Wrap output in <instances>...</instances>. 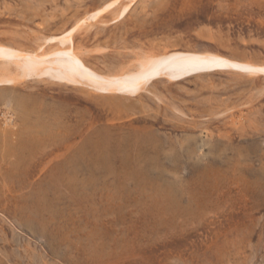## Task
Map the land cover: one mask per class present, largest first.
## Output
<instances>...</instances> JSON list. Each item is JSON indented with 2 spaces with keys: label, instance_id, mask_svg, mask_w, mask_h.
<instances>
[{
  "label": "rangeland",
  "instance_id": "1",
  "mask_svg": "<svg viewBox=\"0 0 264 264\" xmlns=\"http://www.w3.org/2000/svg\"><path fill=\"white\" fill-rule=\"evenodd\" d=\"M114 1L0 0V44L73 42L104 75L152 55L264 67V0H134L124 15L119 0L97 14ZM4 62L0 264H264V74L111 89Z\"/></svg>",
  "mask_w": 264,
  "mask_h": 264
},
{
  "label": "bare ground",
  "instance_id": "2",
  "mask_svg": "<svg viewBox=\"0 0 264 264\" xmlns=\"http://www.w3.org/2000/svg\"><path fill=\"white\" fill-rule=\"evenodd\" d=\"M130 4L124 6L121 10L123 15L130 9ZM119 0L114 1L107 7L101 9L97 14L104 13L108 9L117 5ZM120 15V14H119ZM71 34H64L60 38L51 39L52 42L65 43L66 41H73ZM46 57H60L68 60H55L50 65L49 62L44 61ZM0 59L5 61L7 68L15 66L17 71H31L32 66L47 70H68L66 76L62 77L69 82L78 84L79 80H87L96 87L100 88H116L120 87H135L141 83L161 79L162 77H169L175 80L189 77L206 72L217 71L227 67H233L239 71L245 72L249 75L264 74V67L252 63H236L225 57L204 53V54H186V55H152L145 58L139 65L129 72L121 74H100L88 66L80 55L73 49V42L66 45V48L55 50L49 54H26L19 50L12 49L8 46L0 44ZM63 64L64 67L57 68L53 64ZM31 64V65H30ZM264 76V75H263ZM12 82L9 79H0V83Z\"/></svg>",
  "mask_w": 264,
  "mask_h": 264
}]
</instances>
